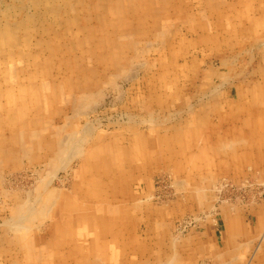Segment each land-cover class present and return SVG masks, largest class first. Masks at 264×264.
Here are the masks:
<instances>
[{
	"label": "rangeland",
	"instance_id": "374dc122",
	"mask_svg": "<svg viewBox=\"0 0 264 264\" xmlns=\"http://www.w3.org/2000/svg\"><path fill=\"white\" fill-rule=\"evenodd\" d=\"M260 79L264 0H0V264L74 262L63 253L55 223L66 216L71 220L70 212L89 221L86 212L96 202L91 192L84 208L69 201L76 198V185L84 183L83 157L113 141L130 147L137 166L132 170L126 163L131 171L126 192L132 196L118 193L107 209L116 210V216L129 209L125 220L135 226L129 225L122 241L134 235L136 241L131 251L116 249L112 260L97 255L86 264H216L209 244L226 242L225 222L239 216L225 208L264 207V179L257 177L264 167L241 165L244 159L234 155L244 147L232 154L235 148L222 144L226 152L217 160L226 164L210 166L206 178L213 183L194 192L191 187L201 181L181 185L175 151L160 146L170 139L169 146L182 149V142L171 138L188 129L198 110L206 135L222 134L228 106L252 103L253 93L249 102L239 94L256 90ZM137 137L142 144H136ZM61 138L77 146L63 161L51 163ZM143 139L149 145L163 141L152 159L139 153L149 148ZM191 139L192 133L183 132L185 143ZM118 165L122 174L125 164ZM244 215L249 227L259 225L249 210ZM106 236L114 241L112 234ZM88 239L90 246L96 240L94 235ZM253 239L238 238L229 257L239 259L228 264L263 262L264 237L262 243ZM19 243L26 249L22 257L13 250ZM17 255L21 258L15 260Z\"/></svg>",
	"mask_w": 264,
	"mask_h": 264
},
{
	"label": "bare ground",
	"instance_id": "6f19581e",
	"mask_svg": "<svg viewBox=\"0 0 264 264\" xmlns=\"http://www.w3.org/2000/svg\"><path fill=\"white\" fill-rule=\"evenodd\" d=\"M220 6H219V8H221ZM111 11H113V10H111ZM224 13H225V11H224ZM224 18H226V17H224ZM231 23H233V22H231ZM241 52H243V51H241ZM242 60L239 59V61H242ZM243 63H245V62H243ZM249 67L250 66H248V68ZM244 69H246V68H244ZM212 84H213V82H212ZM258 85H259V87L256 90L253 89L251 91H245V89H244L245 92L243 93V96H241L239 94V97L242 99V97L243 98L244 97H247L249 93H253L254 96H253V99H252V103L247 104V105H245L244 103H242V105H240V103H239V104L234 105L233 107L228 106V108L231 109V111H230V117H228V121H227V117H226V119L223 120L224 121L223 123L221 121L222 124H224V123L226 124V123L229 122L228 123V127L226 129H224V126H223L222 129L220 128L221 131L223 132L222 133L223 135L221 133H220V135H213V136L212 135H206V133L202 130V129H204L203 126L205 125V121H203L204 114L201 113L202 112L201 110H198V111L195 112V114L191 115L193 117H192L190 126L188 125V129H185V130L178 129V131H179L178 134L179 135L178 134H174V137L171 138V140L173 142H177L179 144L182 142V144H181L182 145V149L179 150V149H175V147H173V146H169L168 144H170V139H169L168 144H165L164 143L163 146H160V149H161V147L162 148L165 147V148H167L170 151H175V157H173V159L175 158V164H177L178 167H180V168H178V170H179V177H180L178 180L181 183V185L182 184H185V182L187 183V182L191 181V182H195L196 183L197 180H200L201 183H197L196 184L197 186H195V187L192 186L191 187V189L194 192L195 191L202 192V189L203 188L205 189V187H203V184H206V186L208 185L207 187H209L211 185V183H213V182H212V180L209 177L206 178L207 171L210 168V166H213V169H214V166L216 165V163L217 164H226V162L220 163L217 160V157H219V159H221L222 157H224L223 150L225 149L224 152H226V148L225 147H229V148L230 147L231 148L234 147L235 149L231 151L232 154L233 153L234 154H237V152H238V146L239 147H244V148H242L243 151L241 153H239L238 155H234L238 159H244V161H240V162L243 163L241 165H244V166L254 165L255 168L263 169V167H264V80L261 81V79H260V82L258 83ZM205 98H206V96H205ZM241 99H239L238 102H240ZM172 101L174 102V100H172ZM246 101H248V102L250 101V96L244 99V102H246ZM241 102H243V101L241 100ZM172 105H173V103H172ZM223 106H225V105H223ZM196 109H198V108H196ZM170 110H172V109H170ZM31 111H33V110H31ZM27 114H30V113L27 111ZM150 114H149V117H150ZM143 115H145V114H143ZM187 115H189V114L187 113ZM220 116L221 115H219V117ZM197 118H199V119H197ZM141 119H143V118H141ZM190 119H188V120H190ZM150 120H152V119H149V122H150ZM35 122L36 121L34 120L32 122V124H34ZM138 123H140V122H138ZM152 123L153 122H151V124ZM167 124H168V122H167ZM34 126H35V124H34ZM246 128L249 129V130H247ZM223 129H224V131H223ZM202 131L205 133L206 136L203 134ZM183 132L192 133L193 139H191L190 142H186L185 143L183 141ZM15 136H16V134H15ZM65 139L66 138H63V140H62V138H61V140H59L60 142L58 143L57 147L54 148V152H53L55 157H54V159L51 157L52 160H49V162H51V163L58 162L59 163V160H60V162L63 161V158H65V156L68 154V149L77 146V145H72V143L74 141L73 142H70V143H67L65 141ZM71 139H73V138L71 137ZM77 139L78 138H76V141L75 142H77ZM208 139H211V140L213 139V140L212 141H209ZM21 140H22V138H21ZM136 141H137V143H136L137 145L142 144L141 141H140V139L138 137H137ZM54 142H56V144H57V141H54ZM242 142L244 144H241ZM159 143L162 144L163 141H158V140L155 139V143H152V144L149 145L148 141L146 139H143V145H144V147H145L146 144H148L149 146H147V147H149V148L143 149L139 153L140 154L145 153V155H147V158L148 159H152V154H155L156 149L159 148ZM220 143H221V145H220ZM222 144L225 146L224 149L222 148L223 147ZM79 146L80 145H78V147ZM172 147L175 150H173ZM201 149L205 150L206 153L203 154V152H202ZM87 153H89V152H87ZM164 153L167 154L166 152H164ZM83 158H85V159H84V164H82V166H81V174L80 175H81L84 183L83 184L76 185V187L74 188L75 190L73 192L74 193V197H76V198L75 199H72V201L70 200L69 201V204H72L73 203L72 204V206H74L73 208H84V204H85L84 199L86 198V195H87L86 192H91V195L90 194L89 195H90L91 198H93V199L95 198L96 202H94L95 204L94 203L90 204L89 207H88V208H90V209H88L89 212L88 211L86 212L87 213V216L90 213V216H88L89 221L85 224L86 217H83L82 218L81 215L78 214V216H77V215L72 214V212H70V219L71 220H68L67 221L66 220V217H68V216H66V217H63V219H59L58 218V221L55 223L57 225L56 226L57 229L62 232V235H61V237L59 239V244H61L63 246V249H64V252L63 253H67V255L70 256V259L72 258V260L74 261V262H72L70 260L72 262V264H77V262L80 263V264H86L88 262V260L91 259L92 257H95V259H98L99 257H97V255H101V257L103 259H105V260H112V259H114V255H113L114 253L113 252H115L116 249H119V247L122 246V248H124V250L131 251L132 250V243L134 242V240L136 241V237H135L134 234H133L134 236H132V237L129 236L128 237L130 239H128V240L125 239L124 241H122V235H124L125 230H127V232H130L128 230L129 225L132 226V227L135 226L134 224L132 225V222H129L128 220H125L126 217H127V215H128V213H129V209L128 208H125V207L123 208V211H122V209H120V215L119 216H116L117 211L116 210H110L109 209V212H108L107 207L108 206L110 207V204L112 202H114V198L113 197H116V195L118 193H124L127 196H132L131 192H129L128 189H127V192H126V186L128 188V179H129V178L125 177L126 175H128L127 172L129 171L126 168V163L127 164H132L133 166L132 165H129V167L132 168V170H133L134 169V165L137 164V159H136L137 156H135L133 154L132 150L130 149V147L128 145H125L124 146L122 144H116L113 141L111 143L101 144V146L99 147V149H93V151L91 153L85 155V157H83ZM107 160H109V161H108L107 166H106L105 165V162H107ZM112 160L115 161V162L112 163ZM111 163L112 164H115V165L117 164V166H115V165L113 166L112 165V167H111ZM118 163L120 165H124L125 164V166H123V168H122V174H117V171H119V168H120V166L118 165ZM51 165H53V164H51ZM229 165H232V163H230ZM253 170H254V168H253ZM120 172H121V170H120ZM130 172L131 171H129V173ZM182 173L185 176L182 177L181 176ZM243 176H245V175H243ZM254 176H255V174H254ZM257 177H262L264 179V174L260 173V175H258ZM173 181H174V178H173ZM173 181H171V182H173ZM174 183H176V182H174ZM221 183H222V181H221ZM255 183H257V182H255ZM88 184H90V185L87 186ZM198 185H200V187ZM220 186H222V185H220ZM218 187H219V185H218ZM218 187L216 189H218ZM223 188H225V187H223ZM113 189H114V191H113ZM116 189H117V191H116ZM76 191H77V194L75 193ZM208 194H209V192H208ZM259 194H260V192H259ZM206 196H209V195H206ZM241 196H242V194H241ZM256 197H257V195H256ZM91 198H88V199H91ZM224 199H225V197H224ZM206 200H207V198H206ZM251 200H250V202H251ZM246 201H248V199ZM256 201H258V200H256ZM259 202H261V201H259ZM47 204L49 205L48 199H47ZM99 204H101V205L99 206ZM119 204H121V203H119ZM233 207H235V206H233ZM91 208H94V210H92ZM95 208H99V209L96 210ZM112 208H113V206H112ZM213 208H215V207L213 206ZM241 208L242 207H239V206H237L236 208H225V210L228 211V213L229 212L231 213V210H232L233 213H239V216L238 217H235V216L232 215L233 216V218H231L232 220L231 221H228V222H225V220H224V222L226 223V227L228 229V231H227L228 232V236L226 237L227 238L226 239L227 240L226 242H222L221 244L217 245V247H215L213 243H210L209 244L210 249H213L212 252L215 251L217 253V259L218 260L216 261V264H228L229 262L227 260H229L230 258H231L230 259L231 261L232 260L239 259V257L237 258L235 256V254L232 255L231 257H229L233 253V250L236 247V241H237L238 238L240 239L242 237H245V238H249L250 240H252L254 238L253 239L254 241H259V243H262V239L264 237V207L259 208L258 206H256L254 208H246V209H243V210ZM197 209H199V208H197ZM217 209H219V208H217ZM13 210H15V209H13ZM210 210H212V209H210ZM245 210L246 211L249 210L250 213H253V215L255 216L254 218L258 222L259 225H254V227H252V226L249 227L246 224V221H244V219L246 217L243 218L244 217V214H245ZM19 211H21V208H18V210L16 209V211H14V212H18L19 213ZM110 211H112L113 215L116 216V217H114L113 215H111L110 214ZM47 212H48V209H47ZM207 213H208V211H207ZM101 217L103 218L104 221H97ZM84 218H85V220H84ZM198 219H200V218H198ZM69 221H71V222L69 223ZM193 222H194V220H193ZM105 223H106V225H105ZM89 226H91V227L93 226V228H91ZM83 228H84L85 231L83 230ZM195 230H199V229H195ZM217 233H218V231H217ZM107 234H112V236L114 238V241L113 242L110 241L111 240L110 238L108 239V237L106 236ZM176 234H177V232H176ZM90 235H94L95 236V239H96L94 242L91 241V246H90V241L88 239V236H90ZM51 237L54 238L55 235L53 236V234H52ZM52 238L50 239V242L52 241V244H53ZM55 243L57 244L56 241H55ZM238 245H240V243ZM13 247H14L13 250H15V252L18 253V255H20L22 257L23 251L26 250L24 248V246H22L21 243H19L18 245L13 246ZM97 248H100V250H98ZM48 251H50V250H48ZM24 253H26V251H24ZM261 253L264 254V247L261 250ZM18 255L15 258V260L21 258V257H18ZM78 255H81V256L77 258ZM257 256H255V257H257ZM65 258H67V256H65ZM211 258H212V256H211ZM263 258H264V255H263ZM255 259L251 261V264H253L254 261H256L255 264H264V261L261 262V263H258L257 262L258 260H255ZM105 260H103V261H105ZM143 260H145V259L143 258ZM140 261H142V260H140ZM232 263H233V261H232Z\"/></svg>",
	"mask_w": 264,
	"mask_h": 264
},
{
	"label": "crops",
	"instance_id": "0c3cea01",
	"mask_svg": "<svg viewBox=\"0 0 264 264\" xmlns=\"http://www.w3.org/2000/svg\"><path fill=\"white\" fill-rule=\"evenodd\" d=\"M252 215H253V213H252ZM245 216V215H244ZM244 218V217H243Z\"/></svg>",
	"mask_w": 264,
	"mask_h": 264
}]
</instances>
